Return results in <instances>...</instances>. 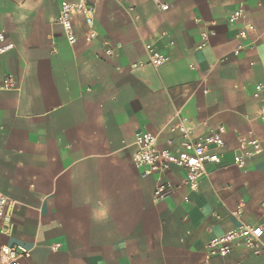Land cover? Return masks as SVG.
Returning a JSON list of instances; mask_svg holds the SVG:
<instances>
[{"label":"crops","instance_id":"obj_1","mask_svg":"<svg viewBox=\"0 0 264 264\" xmlns=\"http://www.w3.org/2000/svg\"><path fill=\"white\" fill-rule=\"evenodd\" d=\"M64 1L78 0H0L13 44L0 54V246L28 249L24 264H264V249L205 250L240 222L261 226L264 244V0H82L94 18L72 16V44ZM146 45L166 62L153 67ZM8 75L17 90L2 88ZM181 121L191 139L223 127L209 147L220 162L194 189L180 167L133 163L138 132L178 148ZM251 139L260 152L240 148Z\"/></svg>","mask_w":264,"mask_h":264},{"label":"built area","instance_id":"obj_2","mask_svg":"<svg viewBox=\"0 0 264 264\" xmlns=\"http://www.w3.org/2000/svg\"><path fill=\"white\" fill-rule=\"evenodd\" d=\"M156 1V0H155ZM160 9L168 8L167 4H160ZM94 7L86 5L82 0L75 2L64 1L61 3L57 22L62 26L66 39L69 44L75 41V36L72 31L71 18L75 14L83 13L87 24L91 25L94 18ZM242 18L241 8H236L227 14L226 20L233 23ZM251 24H247L239 32V37L244 38L247 30L251 29ZM205 35V34H204ZM0 43H5V35L0 32ZM150 54V64L153 67H158L166 62L167 57L153 50L150 45L145 46ZM13 48V44L7 43L0 47V54ZM3 89L17 90L18 83L12 76H6L3 80ZM263 90L262 85L256 86L255 96H259ZM258 116L264 120V103L259 105ZM178 128L181 131L185 141L178 148H161L157 145V136L147 131H140L135 136L136 151L133 154V163L137 168L142 169L143 174L164 173L171 166H177L184 170L185 182L191 189H194L198 180L206 174L205 163L212 162L219 164L220 154L216 151H210L209 147L220 148L223 145L222 133L223 127L220 126L216 130L210 131L207 135L191 139L188 136V129L183 122L178 123ZM168 146L173 145L172 140H167ZM246 145L251 146L252 152H260V143L257 139H251L247 142H240V148L244 149ZM251 152H247L249 155ZM245 161L244 155H235L234 163L238 166H243ZM167 191V185L159 183L153 192V197L158 200L162 198ZM7 203V198L0 194V218L4 214V208ZM235 218L240 216V210L232 213ZM263 229L261 226H250L239 223L231 230L220 236L212 238L205 244V250L209 255L227 256L237 248H245L252 250L253 254H259L261 249H264V244L261 242ZM0 252L4 257L2 264H24V261L29 258V250L23 246H7L1 245Z\"/></svg>","mask_w":264,"mask_h":264}]
</instances>
